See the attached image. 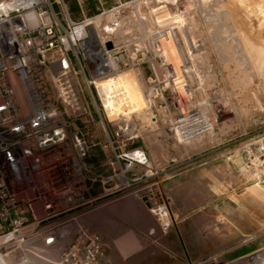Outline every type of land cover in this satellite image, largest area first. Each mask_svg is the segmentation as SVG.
<instances>
[{
  "label": "rangeland",
  "instance_id": "rangeland-1",
  "mask_svg": "<svg viewBox=\"0 0 264 264\" xmlns=\"http://www.w3.org/2000/svg\"><path fill=\"white\" fill-rule=\"evenodd\" d=\"M58 1L50 0L54 8ZM65 5L76 21L112 12L114 17L109 22L117 23L124 34L122 38L105 35L110 46L122 43L117 54L143 56L138 70L123 71L129 72L126 78H132L130 86L129 80L124 79V84L118 75L112 78L125 102L139 110L133 127L136 130L128 132L135 138L124 141L125 149H143L158 172L142 203L113 205L92 222L93 229L102 231L101 250L94 264H252L246 258L264 252V179L251 180L244 172L238 173L232 167V155L244 142L264 135V0H174L172 9L155 7L147 0H83L82 8ZM186 23L187 32L204 42L196 55L192 52L199 75L187 70L185 93L189 101L184 102L181 113L182 106L172 101L169 72L156 55L159 47L150 32L154 34L164 24L178 25L183 26L185 37ZM236 40L242 56L236 50ZM135 45L143 49L136 52ZM151 56L155 75L145 61ZM203 58L206 63L202 68ZM205 70L213 74V80L206 81ZM139 80L136 95L140 100L126 91ZM109 83L111 90L115 84ZM150 86L154 97L149 102L143 92ZM151 115L156 119L154 124L150 123ZM220 164L224 169H216ZM157 192L167 198L163 213L168 214L169 226L165 231L152 213ZM225 211L238 215V238H228L222 244L240 245L238 250L256 247V252L236 253V249L215 254L213 247L221 243L194 242L200 234L196 221L212 220V231L217 235L236 231L231 221L222 217ZM251 220L255 222L253 230ZM248 232L251 235H246ZM81 240L77 264H88L83 248L87 241Z\"/></svg>",
  "mask_w": 264,
  "mask_h": 264
},
{
  "label": "built area",
  "instance_id": "built-area-1",
  "mask_svg": "<svg viewBox=\"0 0 264 264\" xmlns=\"http://www.w3.org/2000/svg\"><path fill=\"white\" fill-rule=\"evenodd\" d=\"M90 18L72 20L63 0L55 8L50 0H0V264L41 249L55 252V263L77 264L81 239L94 264L102 231L92 222L113 205L142 203L158 179L143 149H125L139 110L99 85L138 70L143 56L117 54L124 44L107 38L86 44L89 30L75 29ZM145 61L155 75L154 57ZM145 94L151 100L153 86ZM232 156L238 173L264 179V135ZM153 196L165 231L167 198Z\"/></svg>",
  "mask_w": 264,
  "mask_h": 264
},
{
  "label": "bare ground",
  "instance_id": "bare-ground-1",
  "mask_svg": "<svg viewBox=\"0 0 264 264\" xmlns=\"http://www.w3.org/2000/svg\"><path fill=\"white\" fill-rule=\"evenodd\" d=\"M147 1H150V2L152 1L155 4V7L158 6V8H164V9H172L173 8L172 5L174 3V0H147ZM143 2H145V1H143ZM202 2H203V0H202ZM200 4H201V1H200ZM131 9H133V7H131ZM124 11H125V9H124ZM113 15L114 14L112 12H107V13H105L101 16L95 17L93 19H90V20L87 19L84 24H82L80 27L75 29V34L81 35L86 29L89 30V32H90V38L89 39L90 40L87 41L89 43H87V42H85V43L89 44V46H91L93 48H95L97 41H101L103 38L109 37V36H105V35L110 34V35L114 36L115 38H122L124 33H122L120 28L117 27L118 26L117 23H115V22L110 23L109 22L113 19V17H114ZM208 17H209L208 19L210 21L211 18H210V16H208ZM213 19L215 20V16ZM126 20H128V19H126ZM191 20H192V17H189V21H191ZM188 25H189V23H186V35H185V37L183 36L182 31H181L183 26L181 28L178 25H170V24L165 25L164 24L163 27L156 30V32L154 34H151V32H150V35L152 36L153 41L156 42L158 47H159L158 49H156V55L166 65V69H168V72H169L168 73V76H169L168 80L170 82V92L172 94L171 95L172 101L176 105L182 106V107H180L181 113L184 112L183 111L184 102H186V104H187V102L189 101V97H187V94L185 93V90L188 89L186 81H185V76H186L187 70H188V72H191L192 69L195 70V73L197 72L196 74L199 75V70H198L199 66L197 64V61H196V63H194V60L196 59L194 56V54H195L194 52H196L199 48H202L203 42H204L203 39L196 38V36L194 35L193 32H189V31L187 32V29L189 28ZM191 27H193V25ZM238 43L239 42L237 41L236 42V48H237L236 50H238L242 56L241 46ZM227 48L229 49V47H227ZM217 49H218V47H217ZM228 49H226V52H229ZM192 52L194 54H192ZM241 60L244 64V66L246 67V69L248 70L249 65L246 62V59L243 57ZM203 62L206 63V60L205 59L201 60V62H200L201 65L200 64L199 65L200 66L204 65ZM203 67L204 66H202V68ZM202 71H204V70L202 69ZM205 72H206V74L204 77H205L206 81L213 80V74L209 70H205ZM128 73L129 72H121L120 74H118V76L116 78L122 79V81L125 84L124 79H126V80L132 79L130 77L129 78L125 77ZM110 81L115 84V85L113 84L114 86L111 87V91L118 89L117 84L113 80V78H110L107 81L101 82V84H99V85H102L104 88H108L110 90V88H109V85H111V83H109ZM130 83L131 82L129 80L128 81L129 86H130ZM126 84H127V82H126ZM137 87H140V80L136 86H133V87L131 86L130 87L131 89H126V91H127V93L136 95V90H138ZM143 94H144V96H146L145 91L143 92ZM136 98H137V95H136ZM137 99L140 100L139 95H138ZM147 101H148V99H147ZM196 111H199V110L197 109ZM54 259H55V252H50L48 250H42L41 249L35 253L29 252L28 258L25 259V261L21 260L20 264H58V263H55L53 261ZM1 264H17V263H12L11 261H2Z\"/></svg>",
  "mask_w": 264,
  "mask_h": 264
},
{
  "label": "crops",
  "instance_id": "crops-1",
  "mask_svg": "<svg viewBox=\"0 0 264 264\" xmlns=\"http://www.w3.org/2000/svg\"><path fill=\"white\" fill-rule=\"evenodd\" d=\"M65 1V0H63ZM72 3L74 4V7H81L82 8V4H83V0H71ZM65 3L68 4V2L65 1ZM221 157V156H220ZM236 159L233 160V162H235ZM232 162V164H233ZM221 168V169H224L221 164L220 166H216V169L217 168ZM233 169L236 170L235 168V165H232ZM206 201L210 200V199H205ZM231 202H232V199H231ZM235 204V203H234ZM250 216V215H248ZM222 217H225L226 219L230 220L233 227L236 229V231H231L230 233L228 234H221L220 235H217L216 233H214L212 231V227L214 226L213 224V221L210 220V219H207V220H203L202 223L196 221V224H195V227L197 229H199L200 231V234L196 237V239L194 238V242H196V244L200 245V244H205V245H214L215 243H221V245H217L215 247H213V250L211 251L212 253H215V254H228L230 252H233L234 250H236L238 247H240V245H236V246H230L228 247L227 245H224L222 243H224V241H226L228 238H238V215H236L235 213H228V212H224V214H222ZM251 217V216H250ZM251 224H250V228L253 230V228L255 227V222L254 220H251ZM203 223L205 224L203 225ZM208 225V226H207ZM204 228V229H203ZM209 228V229H208ZM216 228V226H215ZM246 235H251V233L249 234H246ZM253 237V236H251ZM256 248V247H255ZM255 248L254 247H251V246H244L242 247L240 250L236 251V253H250V252H254L255 251ZM210 253V252H208Z\"/></svg>",
  "mask_w": 264,
  "mask_h": 264
},
{
  "label": "water",
  "instance_id": "water-1",
  "mask_svg": "<svg viewBox=\"0 0 264 264\" xmlns=\"http://www.w3.org/2000/svg\"><path fill=\"white\" fill-rule=\"evenodd\" d=\"M109 45V44H108ZM252 264H264V252H256L246 258Z\"/></svg>",
  "mask_w": 264,
  "mask_h": 264
},
{
  "label": "trees",
  "instance_id": "trees-1",
  "mask_svg": "<svg viewBox=\"0 0 264 264\" xmlns=\"http://www.w3.org/2000/svg\"><path fill=\"white\" fill-rule=\"evenodd\" d=\"M65 1L68 2L70 8H74V4L72 3L71 0H65Z\"/></svg>",
  "mask_w": 264,
  "mask_h": 264
},
{
  "label": "flooded vegetation",
  "instance_id": "flooded-vegetation-1",
  "mask_svg": "<svg viewBox=\"0 0 264 264\" xmlns=\"http://www.w3.org/2000/svg\"><path fill=\"white\" fill-rule=\"evenodd\" d=\"M182 246H183V249H184V250H183V252H184V253H186V249H185V246H184V245H182Z\"/></svg>",
  "mask_w": 264,
  "mask_h": 264
}]
</instances>
